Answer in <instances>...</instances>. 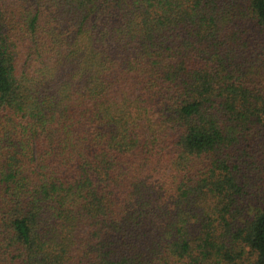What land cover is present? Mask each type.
I'll list each match as a JSON object with an SVG mask.
<instances>
[{
	"label": "trees",
	"instance_id": "trees-1",
	"mask_svg": "<svg viewBox=\"0 0 264 264\" xmlns=\"http://www.w3.org/2000/svg\"><path fill=\"white\" fill-rule=\"evenodd\" d=\"M263 180L264 0H0V264H264Z\"/></svg>",
	"mask_w": 264,
	"mask_h": 264
},
{
	"label": "rangeland",
	"instance_id": "rangeland-1",
	"mask_svg": "<svg viewBox=\"0 0 264 264\" xmlns=\"http://www.w3.org/2000/svg\"><path fill=\"white\" fill-rule=\"evenodd\" d=\"M259 189L264 194V180L261 181V183L259 185ZM258 192H259V190H258ZM255 260H256V253L254 251H251L249 248H246V250L244 251V254H243L242 258L239 260V262H240V264H252Z\"/></svg>",
	"mask_w": 264,
	"mask_h": 264
}]
</instances>
